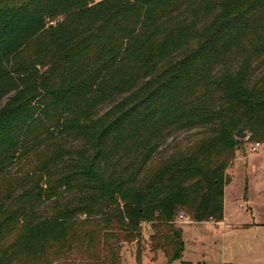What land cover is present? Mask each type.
Listing matches in <instances>:
<instances>
[{
    "label": "trees",
    "instance_id": "16d2710c",
    "mask_svg": "<svg viewBox=\"0 0 264 264\" xmlns=\"http://www.w3.org/2000/svg\"><path fill=\"white\" fill-rule=\"evenodd\" d=\"M238 127L264 138V0H0V264H121L143 222L179 259Z\"/></svg>",
    "mask_w": 264,
    "mask_h": 264
},
{
    "label": "rangeland",
    "instance_id": "374dc122",
    "mask_svg": "<svg viewBox=\"0 0 264 264\" xmlns=\"http://www.w3.org/2000/svg\"><path fill=\"white\" fill-rule=\"evenodd\" d=\"M243 138H238L233 134L235 145L233 156L228 160L225 174L229 183L225 186L224 210L227 230L212 227L209 224L200 223L189 225V213L184 209H179L175 216V225L184 229L182 236L185 243L183 259H190L194 264L197 256L190 257L188 249L196 246V241L200 237L213 238L215 247L220 249L224 244V256L221 258L219 250H214V254L207 257L206 262L200 264H260L254 257L260 258L264 255V138L257 137L256 134L248 130ZM202 137L200 129L180 131L168 137L160 147L158 153L147 164L143 175H148L167 156L174 153L183 152L192 147L197 140ZM258 146L253 150L255 142ZM183 215L180 218L179 215ZM261 222L257 225H249L250 222ZM140 237L138 241L124 243L120 250L121 264H187L177 260L167 261L162 249L156 247L155 241L162 242V235L156 234L151 223L143 222L140 225ZM216 251V252H215ZM136 253L140 254V261L135 259ZM211 257L213 261L211 260ZM78 260L83 264H99L91 261L86 256L79 254ZM200 260V259H199Z\"/></svg>",
    "mask_w": 264,
    "mask_h": 264
},
{
    "label": "crops",
    "instance_id": "0c3cea01",
    "mask_svg": "<svg viewBox=\"0 0 264 264\" xmlns=\"http://www.w3.org/2000/svg\"><path fill=\"white\" fill-rule=\"evenodd\" d=\"M224 192H225V189H224ZM224 198L225 197H224V193H223V219L221 221H213V220L201 221V222L190 221V222H188V224L189 225H198L200 223H203V224H209L215 228L221 227L222 231L227 230L226 228L228 227V223L226 221V215H225V210H224ZM255 223H257V225H258L261 222L252 221L249 223V225H254ZM183 235H184V229L182 226V236ZM224 248L225 247L223 244L222 247H220V249H217L215 247V242L213 241V238L209 239V238H205V237H200V239H198L196 241V246H191V248L188 249V254L190 255V257H193V258H194V256H197L198 259H197L196 263L200 264V262L205 263L207 257H210L211 254H214V252H213L214 250H219V252L221 253V258H222L224 256V254H223L225 251ZM184 252H185V243H184V248H183V251L181 253V257H180L179 261L185 262L187 264H194L193 261L190 259H183L182 256H183ZM259 256H262V257H260V258L254 257V260H258L259 262H261L260 264H264V255H259ZM211 260L213 261L212 257H211ZM218 264H226V263L219 262ZM229 264H231V263H229ZM246 264H250V263H246ZM255 264H257V263H255Z\"/></svg>",
    "mask_w": 264,
    "mask_h": 264
},
{
    "label": "water",
    "instance_id": "95a60500",
    "mask_svg": "<svg viewBox=\"0 0 264 264\" xmlns=\"http://www.w3.org/2000/svg\"><path fill=\"white\" fill-rule=\"evenodd\" d=\"M235 136L238 138H243L245 136V131L241 127H238L235 131Z\"/></svg>",
    "mask_w": 264,
    "mask_h": 264
},
{
    "label": "built area",
    "instance_id": "2783aa9c",
    "mask_svg": "<svg viewBox=\"0 0 264 264\" xmlns=\"http://www.w3.org/2000/svg\"><path fill=\"white\" fill-rule=\"evenodd\" d=\"M256 146H258V142H255L252 146V149L255 150L256 149ZM180 218H183V215H179Z\"/></svg>",
    "mask_w": 264,
    "mask_h": 264
}]
</instances>
